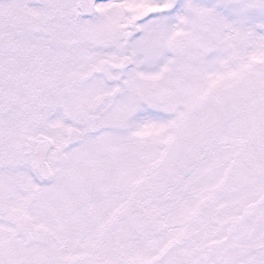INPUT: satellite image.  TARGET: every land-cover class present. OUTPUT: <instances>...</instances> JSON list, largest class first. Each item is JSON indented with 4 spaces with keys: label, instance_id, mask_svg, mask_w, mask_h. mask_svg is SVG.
<instances>
[{
    "label": "snow or ice",
    "instance_id": "obj_1",
    "mask_svg": "<svg viewBox=\"0 0 264 264\" xmlns=\"http://www.w3.org/2000/svg\"><path fill=\"white\" fill-rule=\"evenodd\" d=\"M0 264H264V0H0Z\"/></svg>",
    "mask_w": 264,
    "mask_h": 264
}]
</instances>
